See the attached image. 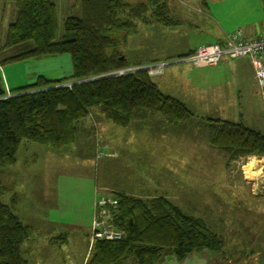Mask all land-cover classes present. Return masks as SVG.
<instances>
[{
	"label": "rangeland",
	"instance_id": "obj_1",
	"mask_svg": "<svg viewBox=\"0 0 264 264\" xmlns=\"http://www.w3.org/2000/svg\"><path fill=\"white\" fill-rule=\"evenodd\" d=\"M51 1L56 5L55 41H59L65 18L69 13L76 15L80 3ZM152 1L122 0L125 12L121 7L115 9L117 23L110 35L117 39L118 50L129 65L111 70L107 76H124L144 71L149 64L166 62L162 73L151 76L152 81L164 94L186 101L193 115L182 123L168 124L161 115L144 111L143 116L134 115L126 127L102 118L97 130L92 126L94 120L99 121L95 115L100 111L94 108L78 124L83 134L79 132L68 146L53 149L22 141L16 163L0 170V185L7 189L2 201L27 228L21 247L26 264H88L97 241L119 240L95 239L92 228L101 212L100 199L112 198L108 189L115 183L133 192L149 191L148 185L157 196L168 195L222 238L219 251L193 253L183 260L168 256L158 264H264V154H247L232 161L212 146L208 131L213 120L221 117L240 119L245 126L264 134L262 93L258 89L252 95L253 84H239L229 67L218 66L230 57L197 67L181 61L185 57L178 54L183 51L180 48L184 49L183 41L192 48L203 43L206 44L201 46L219 45L213 37L220 31L229 34L228 38L237 33L244 38L247 25L264 20L262 2L208 0L213 20L200 22L202 0H158L166 3L176 26L158 21L151 14V7L143 20L135 17V11L139 12L137 5L149 7ZM16 16L15 3L0 0V75L7 96L13 90L35 84L39 76L70 81L73 64L68 53L4 61L34 45L30 42L29 47L2 48ZM172 70L178 72L176 79L171 77ZM188 71L212 74L206 80L208 84L204 80L197 83L196 77H192L191 84H182ZM226 81L228 84H222ZM71 82L52 87L70 86ZM186 94H192V100L201 104H190ZM129 128L133 131L127 132ZM97 182L100 185L95 186ZM14 195L16 201H12ZM104 217L100 221L104 222ZM107 223L116 227L113 217L109 216Z\"/></svg>",
	"mask_w": 264,
	"mask_h": 264
},
{
	"label": "trees",
	"instance_id": "obj_2",
	"mask_svg": "<svg viewBox=\"0 0 264 264\" xmlns=\"http://www.w3.org/2000/svg\"><path fill=\"white\" fill-rule=\"evenodd\" d=\"M12 1L17 16L8 27L2 48L29 47L30 42L34 45L4 61L68 53L73 64L70 81L80 82L52 87L70 81L39 76L35 84L13 90L7 96L0 75V170L16 163L22 141L53 149L72 144L79 132L83 134L79 122L94 108L100 111V118L121 127L128 126L134 115L143 116L144 111L161 115L168 124L182 123L193 115L182 101L164 94L145 71L107 76L111 70L129 65L118 50L117 39L110 35L117 23L115 9L121 7L125 12L122 0H79L77 14L69 13L65 18L59 41H55L58 20L53 1ZM261 2L264 9V0ZM149 3V7L137 5L136 18L143 20L152 8L151 14L158 21L176 24L166 3ZM202 7L207 9L205 0ZM187 53L182 57L193 51ZM91 77L95 79L87 80ZM29 90L33 92L24 93ZM213 121L208 129L211 144L232 161L247 154H264V134L260 131L240 122ZM6 190L0 185V264H26L21 247L28 235L27 228L2 201ZM110 194L117 203L115 207L109 206V211L124 237L97 241L88 264H129L127 260L133 264H158L168 256L183 260L190 254L219 251L222 247V238L203 220L186 213L166 197ZM16 200L14 195L12 201Z\"/></svg>",
	"mask_w": 264,
	"mask_h": 264
},
{
	"label": "built area",
	"instance_id": "obj_3",
	"mask_svg": "<svg viewBox=\"0 0 264 264\" xmlns=\"http://www.w3.org/2000/svg\"><path fill=\"white\" fill-rule=\"evenodd\" d=\"M223 56L230 58L249 57L255 68L256 77L261 88V93L264 98V33H261L255 38L244 39L240 33L228 38L223 45H208L199 46L193 53L182 58L181 61H186L194 64L197 67L201 65H212L218 62ZM167 65L166 62H156L145 66L148 75H158L162 73L163 68ZM134 69V68H133ZM130 71V69H129ZM100 210L98 218L93 220L92 228L95 239H121L124 233L112 225L107 223V218L110 216L109 206L115 207L117 201L113 198L100 199ZM104 217V222L100 221ZM116 228V229H115Z\"/></svg>",
	"mask_w": 264,
	"mask_h": 264
},
{
	"label": "crops",
	"instance_id": "obj_4",
	"mask_svg": "<svg viewBox=\"0 0 264 264\" xmlns=\"http://www.w3.org/2000/svg\"><path fill=\"white\" fill-rule=\"evenodd\" d=\"M206 2H207V9H205V8H203L202 7V11H200V16H201V21L200 22H202V20H205L206 19V21H208L209 20V18H211V20L210 21H212L213 19H212V14H211V10H210V6H209V2H208V0H205ZM188 3H190V2H188ZM262 10H263V14H264V9H263V5H262ZM188 13V12H187ZM208 19V20H207ZM193 26H195V24H194V21L192 20V23H191ZM191 24H189V25H191ZM176 26H178L177 24H175ZM243 31V30H242ZM261 33H264V20H257V21H254V22H252V23H250L249 25H247L246 26V29H244V31H243V36H244V38H255V37H257V36H259ZM230 35L229 34H227L226 32H224V31H220L217 35H215L214 37H213V40H215V41H217L218 43H220V44H222V43H224L225 42V40L229 37ZM174 39V40H173ZM174 42L175 41V38H172L171 39V42ZM181 42V41H180ZM183 46H184V49H179L180 51L181 50H183L182 52H180V53H178V54H180V56H182L183 54H185V53H187V52H189V51H194L197 47H199V46H201V45H204V44H206V43H203V44H200V45H198V46H196V47H194V48H192V47H189V45H188V42L187 41H183ZM188 54V53H187ZM153 61H162V60H160V59H154ZM172 63H177V62H172ZM186 63H188V64H190V65H192V66H194L192 63H190V62H186ZM169 65V64H168ZM220 65H225V66H227V67H229L230 69H231V71H233L234 73H235V75L237 76L236 78H239V84H248L249 82H250V84H253L252 85V87L254 88V90H252L251 91V93H252V95L254 94V92L255 93H258V89H259V92H260V94H261V88H260V86H259V84H258V81H257V77H256V73H255V68H254V66H253V63H252V61H251V59L249 58V57H239V58H233V59H230V58H225V59H223L222 61H221V63L218 65V66H220ZM217 66V67H218ZM177 71H174V70H172V74H171V77H173V79H176V77H177ZM188 73H189V71H188ZM209 74H212V72H207V73H196V74H193V73H189V75H188V77H185L184 79H183V81L184 82H182V84H186V82L187 81H190L191 79H192V77H196V79H197V81H199V82H197V83H199V84H202V82H200L201 80H204V82H205V84H208V82L206 81V80H208V78H210V75ZM247 75V77H244V75ZM190 75H191V77H190ZM215 75V74H214ZM213 75V76H214ZM234 76V75H233ZM249 77V79H247ZM190 78V79H189ZM235 78V77H234ZM189 84H191V81L189 82ZM222 84H228V81H226V82H223ZM159 87V86H158ZM255 87H256V90H255ZM171 96V95H170ZM186 96H187V98H189L188 99V101L190 102V104H193L194 106L195 105H198V104H201L200 102H198L197 100H195V101H197V102H195V101H193L192 100V94L191 95H189V97H188V95L186 94ZM176 98V97H175ZM178 99V98H177ZM181 101V100H180ZM183 102V101H182ZM185 105H189L186 101H184L183 102ZM95 118L97 119V120H99L98 122L96 121V120H94V125L92 126V127H95L97 130H98V128L97 127H99L100 126V120L102 119V118H100L99 117V115L98 114H96L95 115ZM219 119H222V120H227V119H225V118H221V117H218ZM228 121H230V120H228ZM231 122H236V123H242L241 121H240V119H239V121H232L231 120ZM129 131H133L132 130V128H129L128 129V131L127 132H129ZM100 185V182H97L96 184H95V186L96 185ZM105 184V183H104ZM112 184V183H111ZM147 186V189L149 190V191H138V192H133V191H130V190H127V189H124V188H122V187H120L119 186V184H113V186H110L109 187V192L110 193H112V192H123V193H126V194H129V195H133V196H135V197H142V198H146V197H153V196H157L156 195V193H152V192H150V188H149V186L148 185H146ZM186 187V184H183V189ZM182 189V190H183ZM177 191H175V193H176ZM174 193V196L176 197L177 196V194H175ZM163 197H166V198H168V199H170L171 200V198L170 197H168V195H165V194H163ZM177 200V199H176ZM172 201V200H171ZM204 253H206V251H203ZM203 252H199V253H197L196 255H200V254H202ZM191 255H195V254H191ZM194 257H196V256H194Z\"/></svg>",
	"mask_w": 264,
	"mask_h": 264
},
{
	"label": "water",
	"instance_id": "obj_5",
	"mask_svg": "<svg viewBox=\"0 0 264 264\" xmlns=\"http://www.w3.org/2000/svg\"><path fill=\"white\" fill-rule=\"evenodd\" d=\"M78 82H80V81H76V82H73V83H78ZM82 82V81H81Z\"/></svg>",
	"mask_w": 264,
	"mask_h": 264
}]
</instances>
